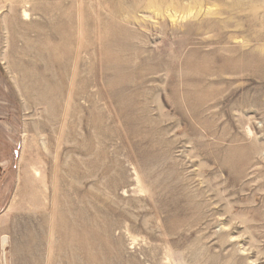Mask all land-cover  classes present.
<instances>
[{
    "label": "rangeland",
    "instance_id": "374dc122",
    "mask_svg": "<svg viewBox=\"0 0 264 264\" xmlns=\"http://www.w3.org/2000/svg\"><path fill=\"white\" fill-rule=\"evenodd\" d=\"M263 61L264 0H0V264H264Z\"/></svg>",
    "mask_w": 264,
    "mask_h": 264
},
{
    "label": "bare ground",
    "instance_id": "6f19581e",
    "mask_svg": "<svg viewBox=\"0 0 264 264\" xmlns=\"http://www.w3.org/2000/svg\"><path fill=\"white\" fill-rule=\"evenodd\" d=\"M202 1V0H201ZM212 1V0H211ZM183 2V1H182ZM193 2H195V4H196V2L197 1H193ZM237 2V1H236ZM180 8V7H179ZM153 9V8H152ZM155 9H157V8H155ZM163 9V8H162ZM158 10V9H157ZM180 10V9H179ZM157 12H159V11H157ZM181 12H182V10H181ZM162 13V12H161ZM169 13V12H168ZM209 13V12H208ZM174 14V13H173ZM182 14V13H181ZM190 14V13H189ZM188 14V15H189ZM206 14V13H205ZM157 15V14H156ZM160 15V14H159ZM187 15V14H186ZM187 15V16H188ZM190 15H192V14H190ZM186 16V17H187ZM141 17V16H140ZM171 17V16H170ZM212 17V16H211ZM161 19V18H160ZM179 19V18H178ZM185 19V17H183V20ZM189 19V18H188ZM163 20V19H162ZM147 21H148V19H147ZM154 21V20H153ZM165 21V20H164ZM170 21V20H169ZM173 21V20H172ZM181 21H182V19H181ZM180 21V22H181ZM200 21V20H199ZM205 22V21H204ZM221 23V22H220ZM197 24V23H196ZM153 25V24H152ZM201 25V24H200ZM208 25V24H207ZM185 26V25H184ZM217 26V25H216ZM114 27H115V25H114ZM173 27V26H172ZM188 27V26H187ZM206 27V26H205ZM201 28H202V26H201ZM208 28V27H207ZM211 30V29H210ZM144 31V30H143ZM73 32V31H72ZM126 33V32H125ZM135 33V32H134ZM208 34V33H207ZM58 35V34H57ZM56 35V36H57ZM61 35V34H60ZM113 35V34H112ZM142 36V35H141ZM61 37H62V35H61ZM70 37V36H69ZM82 37H83V34H82V28H80V30H79V38H80V40H82ZM59 38V37H58ZM67 38V37H66ZM224 40V39H223ZM61 41L63 42V40L61 39ZM117 43V42H116ZM121 43V42H120ZM170 43V42H169ZM144 44V43H143ZM149 44V43H148ZM135 45V44H134ZM54 46V45H53ZM65 47V46H64ZM107 47V46H106ZM53 48V47H52ZM55 48H57V50H59V51H63L65 48H60V46H59V48H58V46L57 47H55ZM53 49V51H55L56 49ZM70 49V48H69ZM150 49V48H149ZM52 50V49H51ZM65 50H67V49H65ZM64 52V51H63ZM63 52H62V54H63ZM66 52V51H65ZM70 52H72V51H70ZM249 52V51H248ZM112 53V52H111ZM139 53V52H138ZM252 53L250 52V55H251ZM72 55V54H71ZM242 55V54H241ZM136 56V55H135ZM232 56V55H231ZM254 56V55H253ZM113 57V56H112ZM243 58H245V56H243ZM243 58H241V59H243ZM124 60V59H123ZM231 61V60H230ZM264 62V61H263ZM262 63V62H261ZM76 64V63H75ZM135 64V63H134ZM116 65V64H115ZM140 65V64H139ZM66 66V65H65ZM108 66V65H107ZM120 66H122V65H119L118 67H120ZM247 66V65H246ZM18 67V66H17ZM46 67V66H45ZM74 67V66H73ZM111 67V66H110ZM48 68V67H47ZM107 68H109V67H107ZM112 68V67H111ZM114 68V67H113ZM134 68V67H133ZM58 69V68H57ZM64 69V68H63ZM73 69V68H72ZM111 70V69H110ZM114 70V72L116 73V70H115V68L114 69H112V71ZM152 70V69H151ZM49 71V70H48ZM106 71H108L109 72V69H107ZM152 71H154V70H152ZM47 72V71H46ZM58 73H59V71H58ZM111 73V72H110ZM47 74V73H46ZM73 74V73H72ZM62 76V75H61ZM169 79V78H168ZM56 81H57V79H56ZM52 82H54V81H52ZM57 83V82H56ZM60 84V83H59ZM56 85V84H55ZM146 86H147V84H146ZM58 87V86H57ZM61 88V87H60ZM58 89V88H57ZM167 89H168V87H167ZM115 90V89H114ZM62 91H61V89L58 91V93L56 94L57 96L61 93ZM61 95V94H60ZM63 95V94H62ZM125 95V94H124ZM121 98V97H120ZM56 99V98H55ZM123 99V98H122ZM122 101V100H121ZM66 107H68V106H66ZM55 109V108H54ZM57 110V109H56ZM50 111V110H49ZM49 111H48V113H49ZM66 112V111H65ZM80 193V192H79ZM105 199V198H104ZM119 207V206H118ZM119 210V209H118ZM122 215V214H121ZM98 221V220H97ZM105 222V221H104ZM96 224V223H95ZM6 240V239H5ZM5 242V241H4Z\"/></svg>",
    "mask_w": 264,
    "mask_h": 264
}]
</instances>
